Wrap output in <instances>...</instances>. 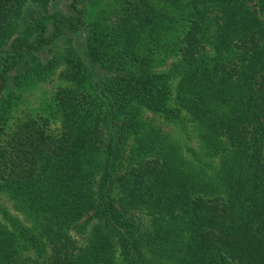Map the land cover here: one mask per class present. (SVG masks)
Here are the masks:
<instances>
[{"label": "trees", "instance_id": "16d2710c", "mask_svg": "<svg viewBox=\"0 0 264 264\" xmlns=\"http://www.w3.org/2000/svg\"><path fill=\"white\" fill-rule=\"evenodd\" d=\"M100 1L0 0V195L30 223L0 205V264H264V0ZM59 67L50 116L11 118Z\"/></svg>", "mask_w": 264, "mask_h": 264}, {"label": "rangeland", "instance_id": "374dc122", "mask_svg": "<svg viewBox=\"0 0 264 264\" xmlns=\"http://www.w3.org/2000/svg\"><path fill=\"white\" fill-rule=\"evenodd\" d=\"M100 6L105 7V10H112L113 4L110 0H101ZM63 5L61 4V8L63 9ZM66 8L64 7V10ZM97 8L92 7V11H95ZM214 15H218L214 13ZM78 39H76V42ZM50 50V49H49ZM49 50L40 53L41 57H48ZM24 70H26L29 65H25L30 62L29 58L27 57L24 61ZM173 63L172 60H168L165 64L164 61H160L158 64V72L163 73L167 72L171 64ZM63 67L57 68L55 74L51 75L50 77L46 78L43 81L30 85L27 88H23L18 90L16 93V99L12 105L10 111V117L16 118L23 116L25 114L29 115H45L50 116V114L55 110V95L56 92L67 84L60 78V72L62 71ZM16 72L13 73L15 75ZM179 82V78L172 80L174 90H173V97L176 96L175 86ZM174 99V98H173ZM148 120H151L155 123L156 126H159L163 129V132L169 138V141L173 144H178L181 147L183 155L186 159L194 162L195 154L199 156L203 154V145L200 141V131L196 123L193 122H186L185 125L169 123L164 119L152 116L150 114L146 115ZM0 205L7 208L12 214L19 216L27 225H30L29 222L26 221L25 217L16 212L13 208L12 203L8 200V198L4 195H0ZM143 217L142 221L145 225H148L149 222ZM3 218L0 215V220ZM81 245H85L87 241V236H79L75 235Z\"/></svg>", "mask_w": 264, "mask_h": 264}]
</instances>
